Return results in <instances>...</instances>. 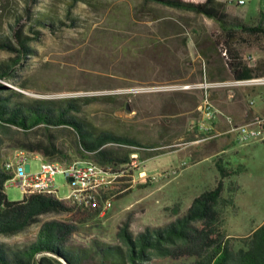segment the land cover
<instances>
[{
	"label": "rangeland",
	"instance_id": "1",
	"mask_svg": "<svg viewBox=\"0 0 264 264\" xmlns=\"http://www.w3.org/2000/svg\"><path fill=\"white\" fill-rule=\"evenodd\" d=\"M67 2L0 0V32L8 35L20 27L34 37L28 41L32 53L12 66L11 76H0V82L33 97L115 93V102L97 100L88 104L85 116L101 128L140 142L106 145L130 152L129 163L116 166L125 168L129 178L103 188L98 206H105L103 198L108 197L109 209L98 207L97 213L83 222L75 218L80 229L76 240L113 241L118 225L124 221L133 232L166 222L175 203L179 211H184L194 196L216 183L219 174L215 160L219 158L233 171L222 181V196L230 200L223 206L221 229L232 247H238L242 238L264 221V130L258 138L240 143L233 139L234 133H222L223 122L208 138L195 127L202 96L196 85L206 75L199 73L205 64L193 41L210 33L218 37L221 30L217 22L202 14L154 3L141 7L140 0ZM44 5L53 8L58 19L55 27L36 24L37 32H32L28 25ZM258 8L264 11V0H242L236 12L247 23ZM232 10L227 6V11L235 15ZM242 35L248 41L236 39L232 44L237 56L248 66L259 68L254 76L264 75V38L253 40ZM221 46L226 44L222 41ZM13 55L0 49V63ZM18 83L27 87L22 89ZM210 96L235 123L264 119V85H225L211 89ZM54 132L67 145L69 132ZM0 137L1 162L16 149H24L31 171L37 170L42 156L25 149L21 130L13 127ZM29 137L36 140L41 133L33 131ZM54 184L57 197L68 195L64 173H55ZM4 193L9 200L23 196L12 180L5 182ZM49 216L69 218L67 214H52L41 219ZM38 225L34 222L24 231L1 239L28 242ZM154 262L166 264L168 259Z\"/></svg>",
	"mask_w": 264,
	"mask_h": 264
},
{
	"label": "trees",
	"instance_id": "2",
	"mask_svg": "<svg viewBox=\"0 0 264 264\" xmlns=\"http://www.w3.org/2000/svg\"><path fill=\"white\" fill-rule=\"evenodd\" d=\"M66 1L73 5L80 1L97 4V0ZM149 3L192 11L217 22L221 30L218 37L210 33L193 41L205 64L199 73H204L208 80L247 79L259 69L240 60L232 44L236 39L248 41L243 33L253 40L264 38V12L259 11L246 23L227 11L228 1L140 0L141 7ZM55 20L58 19L53 8L44 5L36 11L28 27L32 32H37L36 24H46L53 29ZM31 38L34 37L20 27L8 35L0 32V49L15 53L0 63L1 77L11 76L12 66L32 53L28 43ZM222 41L226 44L227 58L221 55ZM18 85L22 89L27 87L24 83ZM97 100L115 102V93L33 97L0 82V136L15 127L24 134L25 149L44 159L62 163L75 159L93 160L112 173L120 172L121 168L116 166L129 163L130 152L106 145L129 146L140 142L101 128L88 119L84 114L85 107ZM59 129L69 132L67 145L54 132ZM33 131H40L41 138L31 140L29 136ZM3 163L0 161V264H155L156 259H168L166 264H264V221L243 237L235 248L221 229L223 206L230 200L222 196V181L233 171L219 158L215 160L219 174L216 183L194 196L184 211H179L175 203L171 207L172 217L162 224L133 232L128 221H124L118 225L113 241L92 238L83 243L76 240L80 229L75 218L83 222L96 214L98 207H86L41 192L9 200L4 193V184L12 173L4 168ZM126 178L129 174L124 173L117 179ZM101 194L102 190L98 198L102 197ZM52 214H67L69 218L49 216L41 219L43 215ZM37 221L38 229L32 240L12 243L1 239L20 233Z\"/></svg>",
	"mask_w": 264,
	"mask_h": 264
},
{
	"label": "built area",
	"instance_id": "3",
	"mask_svg": "<svg viewBox=\"0 0 264 264\" xmlns=\"http://www.w3.org/2000/svg\"><path fill=\"white\" fill-rule=\"evenodd\" d=\"M236 4L242 3V0H227ZM221 55L228 57L226 47L221 46ZM264 85V75H255L247 79L240 80H208L203 76L196 87L201 89L202 96L197 111L199 117L195 121L197 130L207 133L203 138L212 136L213 123L215 119L223 115L228 125L227 132L234 133V139L243 143L258 138L264 130V119L256 118L252 121L235 123L229 115L223 112L213 104L210 90L225 85ZM253 103V100H250ZM37 155V154H36ZM4 168L11 171V178L23 194L41 192L56 195L54 184V175L56 172L64 173L69 185V193L62 200L74 201L80 205L90 207L97 206L101 209H109L111 206L110 198L105 199V206H98L100 191L104 187L119 181L117 178L125 173L124 169L120 172L112 173L108 169H99L94 165L93 160L75 159L69 163H62L54 160H47L41 157V162L35 171H31L27 152L24 149H16L11 157L5 159ZM141 174V173H140Z\"/></svg>",
	"mask_w": 264,
	"mask_h": 264
},
{
	"label": "crops",
	"instance_id": "4",
	"mask_svg": "<svg viewBox=\"0 0 264 264\" xmlns=\"http://www.w3.org/2000/svg\"><path fill=\"white\" fill-rule=\"evenodd\" d=\"M222 1H227V0H222ZM229 6H231L232 8H233V13L236 15V16H238L239 18H241L242 19V21H244L243 20V18H242V14L240 15L239 13H237L236 12V7H237V4L235 3H233V4H230ZM259 11H262V9L261 8H258L257 9V14H258V12ZM262 12H264V11H262ZM256 14V15H257ZM220 122H223V124H225L224 126H225V129L222 131V133L224 132V133H229V134H231V132H227L226 130H227V128H228V125H227V123H226V120H225V118H224V116L223 115H220V116H218L216 119H215V121H214V123H213V130L215 129L216 130V128L219 126V124H220ZM233 139H234V135H233ZM228 140V139H227ZM235 140V139H234Z\"/></svg>",
	"mask_w": 264,
	"mask_h": 264
},
{
	"label": "bare ground",
	"instance_id": "5",
	"mask_svg": "<svg viewBox=\"0 0 264 264\" xmlns=\"http://www.w3.org/2000/svg\"><path fill=\"white\" fill-rule=\"evenodd\" d=\"M94 165H96V163L94 162ZM98 167V166H97Z\"/></svg>",
	"mask_w": 264,
	"mask_h": 264
}]
</instances>
